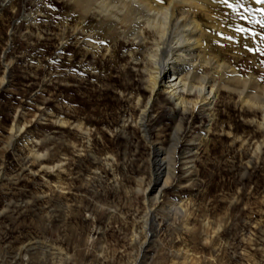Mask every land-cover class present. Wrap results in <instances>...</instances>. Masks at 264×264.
Segmentation results:
<instances>
[{
	"label": "rangeland",
	"instance_id": "rangeland-1",
	"mask_svg": "<svg viewBox=\"0 0 264 264\" xmlns=\"http://www.w3.org/2000/svg\"><path fill=\"white\" fill-rule=\"evenodd\" d=\"M75 10L0 2V264H264V30L212 41L236 73L201 66L211 103L161 94L144 116L153 42Z\"/></svg>",
	"mask_w": 264,
	"mask_h": 264
},
{
	"label": "bare ground",
	"instance_id": "bare-ground-1",
	"mask_svg": "<svg viewBox=\"0 0 264 264\" xmlns=\"http://www.w3.org/2000/svg\"><path fill=\"white\" fill-rule=\"evenodd\" d=\"M71 4L80 15L84 29L91 28L87 24L93 20L96 23L94 29L117 30L126 41L138 45L145 44L148 39L153 42L151 60L155 68L149 77L151 96L144 116L161 94H167L178 110H185L190 105L203 107L211 103L221 83L212 86V75L200 77L203 78L201 80L198 75L201 66L209 67L212 73L223 70L229 74L236 73L228 64L220 63L219 55L213 53L212 41L220 40V35L226 34L250 45V37L245 39L231 23L243 20L240 14L247 18L245 22L264 30L261 27L264 4L255 3L254 0H243L240 6L233 0H228V4L223 0H71ZM9 6L13 5L10 3ZM204 53L212 56L204 60ZM194 77L198 78V85ZM252 80L249 79L254 82ZM254 86L263 96H257L254 104L264 110V84L254 82ZM194 92L198 94L199 101L186 102L181 97V94ZM246 94V91L241 92L242 96ZM171 168L174 169L164 157L155 164L154 175L158 184L164 177L163 184L168 183ZM160 194L161 190L157 197Z\"/></svg>",
	"mask_w": 264,
	"mask_h": 264
},
{
	"label": "snow or ice",
	"instance_id": "snow-or-ice-1",
	"mask_svg": "<svg viewBox=\"0 0 264 264\" xmlns=\"http://www.w3.org/2000/svg\"><path fill=\"white\" fill-rule=\"evenodd\" d=\"M224 3L228 4V0H223ZM233 2L237 5L240 6L243 3V0H233ZM255 3H260V4H264V0H254ZM229 7H231V4L228 5ZM243 20H247L246 17L243 16V14H240ZM261 27H264V21H261ZM237 32H239L241 35L244 36L245 39H248L249 37H255L257 34L251 32L249 29L242 27L241 25H237L236 29ZM229 40H232L233 37H226ZM250 51H252V49H249Z\"/></svg>",
	"mask_w": 264,
	"mask_h": 264
}]
</instances>
